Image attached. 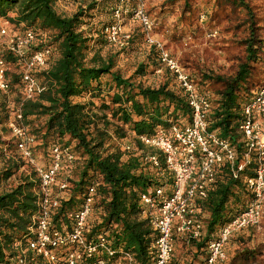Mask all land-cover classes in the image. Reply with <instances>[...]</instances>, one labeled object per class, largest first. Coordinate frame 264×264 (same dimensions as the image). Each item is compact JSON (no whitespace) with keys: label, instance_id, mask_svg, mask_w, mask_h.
Returning <instances> with one entry per match:
<instances>
[{"label":"trees","instance_id":"trees-1","mask_svg":"<svg viewBox=\"0 0 264 264\" xmlns=\"http://www.w3.org/2000/svg\"><path fill=\"white\" fill-rule=\"evenodd\" d=\"M60 1L0 0V21L12 25L17 34L26 30L36 33L38 41L30 54L42 48L53 52L48 66L33 72L44 89L24 98V65L7 47V35L0 38V56L9 65V88L0 89V264H54L28 248L44 193L35 167L19 150L18 139L10 127L18 109L22 111L23 125L35 139L33 153L41 165L50 164L56 146L68 148L75 156L73 162H63L54 185L53 193L60 203L52 213L51 229L71 231L76 215L91 198L92 211L84 234L97 249L85 256L82 263L113 262L132 255L135 264H154L153 245L159 232L142 204V195L158 186L169 192L174 178L162 152L147 146L140 137L151 136L159 128L173 124H188L193 109L175 75L162 62L156 44L147 41L150 47L146 58L131 73L119 66L118 52L103 54L107 46H112L105 29L113 22L120 0H63L76 6L72 14L57 11ZM182 1L187 2L178 17L183 32L199 29L200 16L206 15L204 25L218 34L217 27H211L216 7H206L210 0L195 4L197 12L192 23H188L193 12L190 0H167L162 13ZM79 2L85 6L78 5ZM228 4L237 8L233 22L243 36L237 64L229 72L201 68L191 71L184 67L209 99V131L229 140L242 153L244 109L264 84V26L251 0H228ZM130 19L131 14L125 17V25ZM142 29L140 23L138 30L130 28L128 45L119 48H133L141 43L145 36ZM164 68L163 82L146 83L149 72ZM150 152L159 155L158 166L146 160ZM255 167V163H250L235 177L230 163L224 162L208 197L197 200L200 235L176 232L170 264L207 263L209 242L253 200L247 179L255 174ZM14 176L16 182L10 183ZM65 181L68 185L62 189ZM180 243L186 252L177 256ZM74 247L67 244L59 257ZM55 264H61V258Z\"/></svg>","mask_w":264,"mask_h":264},{"label":"built area","instance_id":"built-area-1","mask_svg":"<svg viewBox=\"0 0 264 264\" xmlns=\"http://www.w3.org/2000/svg\"><path fill=\"white\" fill-rule=\"evenodd\" d=\"M78 5L85 6L81 2ZM129 14L131 19L141 24L147 41L157 45L162 62L175 75L193 109L192 120L188 124H173L169 128H159L151 136L140 137L147 146L162 152L168 170L174 178L169 192L164 186H158L150 188L142 195V204L150 212L159 232V237L153 245L154 264L171 263L176 232L200 235L202 226L196 219L197 200L208 197L224 162L230 163L235 177L248 164L255 163V174L247 179L253 200L243 212L223 225L217 237L208 245L206 264H226L231 237L250 227L258 226L264 218V84L255 91L252 101L244 109L246 119L241 125L244 150L240 153L229 140L209 131L206 119L210 110L209 99L199 90L186 68L153 37L154 23L147 12L146 0L119 1L113 13V22L105 29L108 42L120 48L128 45L131 32L124 20ZM1 32L7 35V47L24 65V98H31L44 89L33 72L47 67L53 52L50 48H42L29 53L38 41L36 33L32 30L10 35L7 29L3 28ZM8 69V63L0 56V89L5 91L9 88L6 78ZM22 118V111L18 109L10 127L18 139L19 150L35 167L44 193L40 214L32 228L34 238L28 243V248L54 264L59 262L60 258L61 264H83L85 256H91L97 249V245L89 241L84 234L87 219L92 211V199L88 198L76 215L75 226L71 231L51 229L52 213L60 203L58 195L53 193L54 185L58 183L57 176L63 162L71 163L75 156L68 148L56 146L52 150L50 164L41 165L33 153L35 139L23 125ZM126 148H130L129 145ZM146 160L153 166L160 164L157 153H148ZM67 185L68 182L65 181L61 188L65 189ZM90 193H94V188L90 189ZM67 244H74L75 247L59 257L61 249ZM125 256H128L125 261L121 257L113 262L101 260L94 264H135L132 255ZM21 262L24 263V258Z\"/></svg>","mask_w":264,"mask_h":264},{"label":"rangeland","instance_id":"rangeland-1","mask_svg":"<svg viewBox=\"0 0 264 264\" xmlns=\"http://www.w3.org/2000/svg\"><path fill=\"white\" fill-rule=\"evenodd\" d=\"M210 1L206 7H209L210 10H212V7H216L211 27L214 29L217 27V35H214L213 30L204 25L207 19L206 15L204 17L200 16L199 23L201 26L199 29H184L185 32H183L181 23L180 21L178 22V17L182 16V11L186 7L187 2L182 1L171 9L166 7L167 10L162 13L163 6L167 3V0H147V11H149V16L154 23L152 35L172 56L191 71L195 68H201L205 71L214 69L218 72H229L237 64L243 50L242 32L237 30V23L233 22L237 8L228 4V0ZM201 2L202 0H190V9L193 7V12L189 14L188 23L191 22L192 16L197 12L195 4ZM251 2L258 8L264 26V0H251ZM56 9L61 13L72 14L76 10V6H73L71 2L62 0L58 2ZM138 23V21L130 19L126 27L136 31L138 30ZM3 28H6L10 35L16 33L12 25L2 20L0 21L1 39H3L1 35H5L1 32ZM149 47L150 44L144 36L142 42L133 48L123 50L112 45L107 46L103 54L118 52L119 66L125 69L127 73H131L136 65L146 58ZM164 74L165 68L149 72L145 77L146 83L158 85L164 81ZM14 114L15 111H13L12 118H14ZM16 178L14 176L10 183L16 182ZM179 245L176 247L177 256L186 252L183 244L180 243ZM247 251H249V256L245 254ZM127 259L128 256L122 257L123 261ZM229 261L232 264H264V218L258 226L241 231L232 238L228 245L227 263Z\"/></svg>","mask_w":264,"mask_h":264}]
</instances>
